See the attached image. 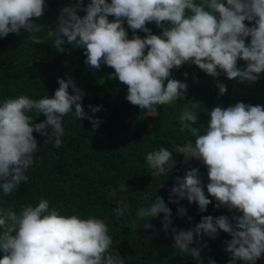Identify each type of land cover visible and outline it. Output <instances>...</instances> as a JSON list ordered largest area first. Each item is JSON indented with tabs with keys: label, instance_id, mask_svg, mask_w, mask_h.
I'll return each mask as SVG.
<instances>
[{
	"label": "clouds",
	"instance_id": "9594fccd",
	"mask_svg": "<svg viewBox=\"0 0 264 264\" xmlns=\"http://www.w3.org/2000/svg\"><path fill=\"white\" fill-rule=\"evenodd\" d=\"M46 7V0H0V38L23 29L32 43L41 46V58L53 49L64 54L62 63L71 66L65 78L57 77L58 87L51 96L33 99L21 94L0 99L3 196L28 180L27 170L38 151L33 130L46 135L44 143L51 141L59 147L66 115L87 118L93 128L97 126L98 118L89 116L80 103L84 93L79 87L85 77H76L73 68L89 67L100 73L110 66L112 76L127 86L128 104L147 115L151 110L155 113L158 105L183 99L186 83L170 75V69L182 63H193L213 78L222 72L240 82H254L264 71V0H88L86 4L75 0L60 7L51 26L38 21ZM81 8L82 15L78 14ZM123 21L133 30L130 38ZM145 25H153L159 36L152 35ZM38 32L46 33L35 35ZM238 58L245 61L241 67L237 66ZM216 87L219 94L226 91L223 82L217 81ZM196 107V102H185L177 117L180 130H187L193 140L176 152L183 153L184 162L194 158L205 165L208 182L202 187L198 169H186L183 176L173 177L169 202L186 199L204 212L210 203L206 188L216 201L214 208L235 209L240 215L231 221L223 214L202 215L187 229L172 227L173 247L189 254L195 264H203L198 246L201 234L215 237L222 230L230 236L223 242L231 257L226 264H236L237 260L255 264L264 253V106L240 101L213 106L207 111L209 119L203 131L194 126ZM89 108L95 113L100 106ZM32 110L45 118L32 123L28 115ZM114 147H121L120 142ZM144 160L152 177L165 176L174 164L165 146L148 151ZM125 191L121 185L109 194V199L117 201L113 210L117 220L128 213V204L117 200V194ZM147 201L135 210L140 226L153 227L148 218L163 213L161 226L168 230L171 210L165 200L155 194ZM177 212L184 215L186 209L181 205ZM110 245L108 229L100 217L65 214L50 207L44 198L18 211L0 207V264H124L110 251ZM207 264L216 261L209 258Z\"/></svg>",
	"mask_w": 264,
	"mask_h": 264
},
{
	"label": "trees",
	"instance_id": "16d2710c",
	"mask_svg": "<svg viewBox=\"0 0 264 264\" xmlns=\"http://www.w3.org/2000/svg\"><path fill=\"white\" fill-rule=\"evenodd\" d=\"M74 2L46 0L47 7L38 17L39 23L51 26L60 7ZM81 2L86 4L88 0ZM78 14H83L82 8L78 9ZM109 19H112L111 15ZM245 23L251 25L249 21ZM123 24L130 38L133 30L128 28L126 21ZM145 27L152 35L159 36V31L153 25ZM46 32L35 35L44 36ZM135 32L143 37L139 29ZM63 60L64 54L53 49L48 56L41 58V46L32 43L23 29L19 33H8L0 38V99L21 94L33 99L51 96L58 87L57 77L65 78L67 67H71L62 63ZM244 64L245 61L238 58L237 66ZM73 70L76 77H85L83 85L78 79L74 80L81 85L79 88L84 93L80 101L82 108L89 116L98 118L97 126L93 128L87 118L66 115L62 120L63 143L59 147L51 141L44 143L46 135L33 130L38 151L33 154V164L27 170L28 180L21 182L7 196L0 194V207H11L18 211L23 205H35L40 198H44L49 201L50 207L55 206L65 214L102 218L111 240L110 251L122 258L124 264H195L189 254L180 253L173 247L171 228L187 229L194 226L202 215L215 217L223 214L231 221L234 215L240 213L225 207L214 208L216 201L207 193L206 188L205 195L209 197L210 203L204 212L198 211L195 202L188 203L186 199L169 202L168 190L174 184L173 177L184 174L181 172L183 153L176 151L193 140L187 130H180L177 117L185 102H196L198 113L194 126L203 131L209 119L207 111L213 106L226 107L237 101L264 106V71L254 82H240L236 78H227L222 72L213 78L193 63H182L178 68L170 69V75L186 83L183 99L158 105L154 108L155 115H147L146 111L128 104L125 99L127 86L112 76L110 66L107 67L108 71L100 73L89 67ZM217 81L226 86L223 94L218 93ZM90 105H99L100 108L92 113ZM28 115L33 118L32 123L45 118L43 113H36L35 110ZM171 140L176 143L174 147L168 148L174 160L172 170L165 176L152 177V170L144 160L145 154ZM117 142H120L121 147H114ZM198 171L203 187L208 182L207 168L203 165ZM158 182L162 186L157 187ZM121 185L126 191L117 194V200H123L129 207L126 217L117 220L113 215L117 201L109 199V194ZM155 194L160 195L171 210L168 230H163L161 226L163 213L148 218V222L153 225L148 229L140 226L141 222L135 216L136 208L144 206L148 202L147 197H154ZM181 205L186 209L184 215L177 212ZM189 216L191 220L187 219ZM228 239L229 234L222 230H218L215 237L201 234L198 246L203 264H207L209 258L214 259L216 264H226L231 257L225 251L223 242ZM193 246L197 245L194 243ZM236 264L242 262L237 260ZM255 264H264V253Z\"/></svg>",
	"mask_w": 264,
	"mask_h": 264
},
{
	"label": "rangeland",
	"instance_id": "374dc122",
	"mask_svg": "<svg viewBox=\"0 0 264 264\" xmlns=\"http://www.w3.org/2000/svg\"><path fill=\"white\" fill-rule=\"evenodd\" d=\"M149 115H155L154 111L151 110L149 113ZM176 145L175 141H169L167 144H164L165 147L167 148H171V147H174ZM202 163L194 158H189L187 160V162H183L181 163V171H185L186 169L188 168H191V167H196L198 170L202 167Z\"/></svg>",
	"mask_w": 264,
	"mask_h": 264
}]
</instances>
